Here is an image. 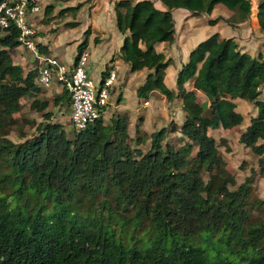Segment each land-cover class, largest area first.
Instances as JSON below:
<instances>
[{
  "label": "trees",
  "instance_id": "trees-1",
  "mask_svg": "<svg viewBox=\"0 0 264 264\" xmlns=\"http://www.w3.org/2000/svg\"><path fill=\"white\" fill-rule=\"evenodd\" d=\"M159 1L163 9L154 0L114 2L123 36L119 56L130 72L147 71L138 96L157 90L168 101L179 98L184 111L178 127L150 133L146 150L139 147L147 141L140 116L134 137L127 113L104 123L101 109L97 119L70 133L50 121L48 100L36 97L37 67L24 73L12 60L18 30L0 26V264H264V219L251 216L252 175L236 186L209 134L242 124L237 99L253 103L257 114L238 141L259 157L264 171V55L213 33L190 50L174 91L164 81L172 59L155 48L174 41L177 8L210 14L221 3L233 11L232 21L254 13L264 31V0L254 9L251 0ZM85 46L86 40L78 44L76 55ZM24 96L33 97L30 108L44 120L34 135L15 143L4 126L21 110ZM52 100L70 110L65 87ZM171 132L180 135L169 137ZM20 136L26 137L23 130ZM175 141L183 143L176 148Z\"/></svg>",
  "mask_w": 264,
  "mask_h": 264
},
{
  "label": "rangeland",
  "instance_id": "rangeland-1",
  "mask_svg": "<svg viewBox=\"0 0 264 264\" xmlns=\"http://www.w3.org/2000/svg\"><path fill=\"white\" fill-rule=\"evenodd\" d=\"M48 3L45 4V8L42 9L40 13L34 17L37 19V32L36 38L42 37L44 42L48 43L49 49L52 54H56L62 61L67 64L73 62L74 55L76 54L77 45L84 39H91L94 36V30L86 31L88 27L89 17H93L94 6L97 5L98 9L108 12V2L107 0H47ZM93 1H96V3ZM111 1V0H110ZM156 1V0H154ZM252 7L254 9L255 5L259 0H251ZM78 6L75 10H68L70 6ZM164 6L162 5L161 9ZM183 8H177L173 10V21L176 27V36L173 44L170 45V55L173 53L177 55L176 60H171V63L166 71V81L167 85L175 87V73L177 72L179 62L183 61L184 53L186 48L192 46V42L186 44L185 48L181 47L180 41H184V33L197 31L200 29L198 35L203 33L209 35L213 32L214 28L211 25H204L203 29L201 27L202 19L204 15L199 14V17H195V26H192L194 20L187 21L191 16L180 15ZM218 15L222 17L220 20L222 31L219 32L220 37H227L230 33L235 34L234 38L238 42L240 49L247 51L250 54H256L261 52L264 55V31L260 30L251 24L252 16L247 17L246 21L239 23L237 26L231 27L224 19L229 16V19L234 17L230 16V11L225 8H219L217 10ZM254 14V13H253ZM194 15V14H191ZM35 19V20H36ZM39 19V20H38ZM75 22L76 26L72 27L68 23ZM236 29V30H235ZM98 31H96V34ZM41 40V39H40ZM187 40V39H185ZM92 42L90 41L89 46L87 45L86 51L88 52V62L92 59V69L89 71L90 75L94 78L98 76L100 72L101 63L103 59L100 57V52L97 48H93ZM159 46L158 49H160ZM168 50L167 48H163ZM11 57L14 63L21 64L23 72L26 73L28 69L32 67L35 61L27 59L32 58V53L23 47L22 45L17 46L12 49ZM169 56L168 54H166ZM25 59H21L20 57ZM94 57V59H93ZM33 59V58H32ZM179 59V60H178ZM147 71L144 70L141 74H136L130 78V82L126 87V99L125 103L131 107L136 106L140 108L137 110V114L134 116L131 125H128V132L130 136H135V123L138 121V117L142 118L140 123L141 135H145L147 141L145 143H140L139 147L146 150L149 143V135L153 131L161 128L170 126L172 124L177 127L183 120L184 111L181 109L179 98H175L172 101L166 100L165 96L159 91L148 93L147 96H138L136 90L140 85L139 82H143L144 76ZM95 79V78H94ZM139 84V85H138ZM56 87V88H55ZM61 88V87H59ZM113 88V87H112ZM57 85H51L50 87H41V91L36 95L40 99L48 100V107L46 111H51L52 116L50 121L59 122L63 125L66 132L70 133L72 126L69 123V111H66L65 107L56 106L53 103V97L58 94ZM61 91V89H59ZM33 97L24 96L20 99L22 103V108L19 112L13 115V118L6 122L4 130L6 131V137L13 142H22L25 138H29L36 132L35 125L43 121L44 118L42 113L30 108V102ZM197 100L199 102H204L205 97L201 93H197ZM111 106H107V111H112ZM136 107V108H137ZM244 119L240 126L232 129L226 130L219 128L217 130H210L209 134L212 135L217 142H219V150L226 161V169L232 174L236 181V186L243 183L246 177L252 175L250 181V205H251V216L253 220L260 221L264 219V171L259 170L258 156L254 155L252 151L245 147L238 141L240 133L249 124L250 118L257 114V109L255 105L246 100H239L236 108ZM208 112V109H205ZM108 113V112H107ZM105 113L103 117L104 123H107L111 116L107 117L108 114ZM127 113V112H122ZM128 114V113H127ZM129 116V115H128ZM35 123V124H34ZM130 124V121H128ZM23 130L26 137L20 136V131ZM212 131V132H211ZM179 132L170 133L169 137L179 136ZM186 138H184V141ZM183 142L175 141L174 146L177 148ZM264 160V154L262 155ZM203 178L207 179L205 173H202ZM235 186V187H236Z\"/></svg>",
  "mask_w": 264,
  "mask_h": 264
},
{
  "label": "built area",
  "instance_id": "built-area-1",
  "mask_svg": "<svg viewBox=\"0 0 264 264\" xmlns=\"http://www.w3.org/2000/svg\"><path fill=\"white\" fill-rule=\"evenodd\" d=\"M47 3V0H3L0 2V26L9 28L12 25L18 30L20 45L28 49L36 61L37 85H60L67 89L71 100L68 120L78 131L97 119L101 109L105 111L109 105L117 71L112 68L100 80L94 79L88 71V52L85 48L70 64L55 55L40 52L36 46L37 29L31 17L40 13Z\"/></svg>",
  "mask_w": 264,
  "mask_h": 264
},
{
  "label": "crops",
  "instance_id": "crops-1",
  "mask_svg": "<svg viewBox=\"0 0 264 264\" xmlns=\"http://www.w3.org/2000/svg\"><path fill=\"white\" fill-rule=\"evenodd\" d=\"M115 1L116 0H111V1L107 0L108 7H109V10H110L108 12H105V11H102L101 9H98L97 5L94 6L93 10H95V11H94L93 17H89V19L87 21L88 27L86 29V31L94 30V36H92L91 39H88V38L84 39V40H86L85 49H86L87 45L89 46V43L91 41L92 42L91 44H92L93 48H97V50L100 52V54H99L100 57L103 59V62L101 63L100 72L98 73L97 77H94L96 80H100V78L102 76H104L107 73V71L112 69V68L116 69V71H117V80H116L113 88L111 89L110 102H109V105H108V106H111L110 108H112V111H107V107H106V109H105V111L103 113L104 117H105V113H107V112H108L107 113L108 114L107 117H109V116H111L112 114H115V113L127 112L128 115H129V121H130L129 126H130L131 125V121H133V118L135 119L134 116L137 114V110H139L140 108H138L136 106L137 108L135 107L133 109V108L129 107L125 103L124 99H126V87H127V84L130 82V78L132 76H134L136 74H141L142 72H144V70L136 71V72H130L129 69H128V64L125 63L122 60V58L119 56V48H120V46L122 44L123 36L117 30V27H116V24H115V12H114V2ZM94 2L96 3V1H93V3ZM154 3H155V6L157 8L161 9V7L163 5L161 3V1L156 0ZM219 8L228 9L230 11V16L234 14L231 9L227 8L225 5H223L221 3L216 4L210 14L202 12V14L204 15V17H203L204 19H202V21H201L202 29H203V26L205 24L206 25H210V24L207 23L208 19H214V18H217V17L219 19L215 24L211 25L214 28L213 32H209L211 34H213V33H218L219 34V32L221 33V31H222L221 30L222 27H221V23H220V20H222V17L218 16V15H221V14L217 13V10ZM191 14L192 13H190L188 10H183V12L180 15H182V16L183 15H186V16L188 15V17L190 15L191 17L188 18L187 21L194 20L193 23H192V26L194 27L195 26V24H194L195 23V19L194 18L195 17L198 18L199 14L198 15H191ZM35 19L36 18L34 16L31 17V21H32L34 26H35V24H37V19L36 20ZM224 20L231 27H234V28H236L235 26H237L239 23H242V22L246 21V20H244L242 22H237L236 20L232 21L233 17L229 19V16L226 17ZM251 24H253L255 27H258L257 21H256V17L254 16V14H253L252 19H251ZM72 27H74V26H72ZM36 29H37V26H36ZM96 31H98L97 34H96ZM199 31H200V29H198L197 31L194 30L193 32L184 33V38L187 39V40L184 39V41H180L181 47L183 46L182 50H183V48H185L186 44H189L190 42H192V46L186 48L185 53H184L185 57L183 58V61L181 62L182 64H184L188 60V54H189L190 50L197 43H199L200 41L204 40L209 35H211V34L206 35L204 33L202 35H198ZM175 36H176V27H175ZM234 36H235V34L230 33V35L227 36V37H233L234 38ZM43 39H44L43 36L42 37H40V36L37 37L36 38V43H41V45H43V46H45L47 48V52L44 53V54L54 55L50 51L48 43L44 42ZM174 39H175V37H174ZM173 42L170 43V44L161 42V43H158L155 46V48H156L157 51H161L165 55L166 54L169 55V56L166 55V57H170L172 60H176L177 59V55L174 54V53L172 55H170L171 53H169L170 50H171L170 45L173 44ZM159 46H162V47H160V49H158ZM163 48H167V49L169 48V49L166 50V49H163ZM76 51H77V48H76ZM55 56H57V55L55 54ZM75 57H76V54L74 55L73 61L76 60ZM20 58L21 59H25L22 56ZM93 59H94V57H93ZM30 60L35 61L32 58L27 59L28 62ZM34 64L36 66V61H35ZM34 64H32V66ZM182 64H180V62H179L180 66H178L177 72L180 69V67L182 66ZM168 67L165 69V77H166V71L168 70ZM91 69H92V59H89L88 71H90ZM177 72L175 73V76H174L175 79H176ZM165 77H164V81H165V84L167 85V81H166L167 78L165 79ZM139 83H140V85L142 84L141 82H139ZM57 87H58V90H57L58 93L61 92L59 89H62V87L60 85H57ZM59 87H61V88H59ZM167 87L172 89V90H174V91H176V85H175V87H172L171 85H167ZM152 92H156V91H152ZM152 92H150V93H152ZM237 100L239 101V100H242V99H237ZM180 106H181V104H180Z\"/></svg>",
  "mask_w": 264,
  "mask_h": 264
}]
</instances>
